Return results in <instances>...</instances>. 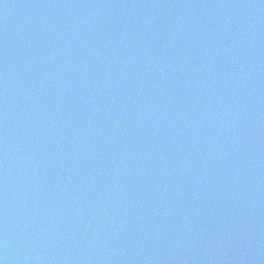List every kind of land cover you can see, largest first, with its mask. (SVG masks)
Listing matches in <instances>:
<instances>
[{
	"label": "water",
	"instance_id": "1",
	"mask_svg": "<svg viewBox=\"0 0 264 264\" xmlns=\"http://www.w3.org/2000/svg\"><path fill=\"white\" fill-rule=\"evenodd\" d=\"M0 264H264V0H0Z\"/></svg>",
	"mask_w": 264,
	"mask_h": 264
}]
</instances>
